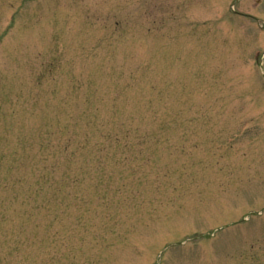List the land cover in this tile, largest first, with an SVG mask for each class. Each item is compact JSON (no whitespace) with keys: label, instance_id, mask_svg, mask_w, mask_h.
I'll return each mask as SVG.
<instances>
[{"label":"rangeland","instance_id":"obj_1","mask_svg":"<svg viewBox=\"0 0 264 264\" xmlns=\"http://www.w3.org/2000/svg\"><path fill=\"white\" fill-rule=\"evenodd\" d=\"M0 264H264V0H0Z\"/></svg>","mask_w":264,"mask_h":264},{"label":"trees","instance_id":"obj_2","mask_svg":"<svg viewBox=\"0 0 264 264\" xmlns=\"http://www.w3.org/2000/svg\"><path fill=\"white\" fill-rule=\"evenodd\" d=\"M63 153H64V155L65 156H67V161H72L73 160V158L76 156V153H77V150H72L71 152H70V154L68 155L67 153H65V150L64 151H62ZM41 153H48V152H44V151H41ZM53 152H51L50 154H52ZM56 154L55 153H53V155L51 156V162H49L50 164L51 163H53V162H55V161H57V158H56V156H55ZM65 158V157H64ZM56 166V165H55ZM55 166L54 167H45L44 168V172L46 171V173H47V175H48V172L49 171H51V170H53V169H55ZM44 172L43 173H41V175H40V177H47L45 174H44ZM65 179V178H64Z\"/></svg>","mask_w":264,"mask_h":264}]
</instances>
